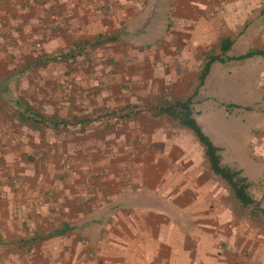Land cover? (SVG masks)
<instances>
[{
	"label": "crops",
	"instance_id": "0c3cea01",
	"mask_svg": "<svg viewBox=\"0 0 264 264\" xmlns=\"http://www.w3.org/2000/svg\"><path fill=\"white\" fill-rule=\"evenodd\" d=\"M255 23L264 0H0V264H264L263 218L155 111Z\"/></svg>",
	"mask_w": 264,
	"mask_h": 264
},
{
	"label": "rangeland",
	"instance_id": "374dc122",
	"mask_svg": "<svg viewBox=\"0 0 264 264\" xmlns=\"http://www.w3.org/2000/svg\"><path fill=\"white\" fill-rule=\"evenodd\" d=\"M255 24L239 40L247 51L264 48V33L255 38L256 27H264V23ZM245 58L235 65L213 64L195 97L193 117L221 148L222 162L248 178L251 194L264 209V56ZM81 59L75 56L73 61Z\"/></svg>",
	"mask_w": 264,
	"mask_h": 264
},
{
	"label": "trees",
	"instance_id": "16d2710c",
	"mask_svg": "<svg viewBox=\"0 0 264 264\" xmlns=\"http://www.w3.org/2000/svg\"><path fill=\"white\" fill-rule=\"evenodd\" d=\"M113 39L114 37L111 38V40ZM232 43L233 40L231 38H222L219 43L220 53L217 55H209L206 57L199 72L198 86L203 85L204 79L209 72L212 62L216 60H224L225 54L230 49ZM256 54H264V51L253 49L239 56L238 58H245ZM74 57L75 54L71 50L65 53H60L58 55H46L44 58L36 60V64L64 62ZM196 93L197 89L193 92L192 95H189L185 98L175 99L160 107H155V111L157 114L166 115L169 118L177 121L181 126L187 128L193 133L196 140L203 148L204 156L209 164L210 169L230 188L237 204L242 208L249 209V214L261 216L264 221V209L259 206V203L253 198V195L250 192L251 182L246 176L242 175V171L240 169L222 162V156L220 154L221 148L213 144L210 138L203 133L200 125L197 124L196 120L194 119L192 105L193 98ZM22 115L25 116L22 117ZM20 117L24 121H35L34 117L31 116L30 109L28 108L25 109Z\"/></svg>",
	"mask_w": 264,
	"mask_h": 264
},
{
	"label": "built area",
	"instance_id": "2783aa9c",
	"mask_svg": "<svg viewBox=\"0 0 264 264\" xmlns=\"http://www.w3.org/2000/svg\"><path fill=\"white\" fill-rule=\"evenodd\" d=\"M72 174L74 175V174H75V172H72Z\"/></svg>",
	"mask_w": 264,
	"mask_h": 264
}]
</instances>
